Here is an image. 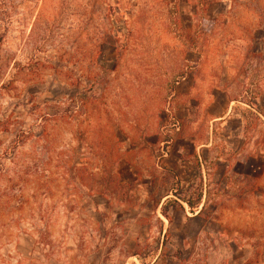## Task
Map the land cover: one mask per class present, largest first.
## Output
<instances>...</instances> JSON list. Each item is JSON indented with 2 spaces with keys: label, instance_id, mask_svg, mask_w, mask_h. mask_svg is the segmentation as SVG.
I'll use <instances>...</instances> for the list:
<instances>
[{
  "label": "rangeland",
  "instance_id": "obj_1",
  "mask_svg": "<svg viewBox=\"0 0 264 264\" xmlns=\"http://www.w3.org/2000/svg\"><path fill=\"white\" fill-rule=\"evenodd\" d=\"M185 131L232 162L167 168ZM26 235L66 264L263 260L264 0H0V264Z\"/></svg>",
  "mask_w": 264,
  "mask_h": 264
},
{
  "label": "crops",
  "instance_id": "obj_2",
  "mask_svg": "<svg viewBox=\"0 0 264 264\" xmlns=\"http://www.w3.org/2000/svg\"><path fill=\"white\" fill-rule=\"evenodd\" d=\"M227 113H228V121L233 117L231 113L233 111L234 102L228 100L227 101ZM225 117H219V119H223ZM239 119V117H237ZM218 120V119H214ZM230 129V128H229ZM230 131V130H229ZM184 137L182 139L177 140L180 142V145L176 143L171 148V154L169 156V160L165 163V166L169 169H172L175 166H180L181 163L188 164L191 163L190 158L194 155V157L201 162L203 157L205 158V163L207 162V158L205 157V149L207 151L212 152V159L218 163H228L230 164L232 161L230 158L223 157L222 153H218L216 146L214 145V137L211 138L210 142H196V138L190 134H187L185 131L183 133ZM232 137L233 141H228L227 145L235 144L236 140H241L243 136V127L240 125L238 128H233L232 132L230 131V135L227 138ZM236 139V140H235ZM234 142V143H230ZM243 146V145H242ZM175 153V155H174ZM192 154V155H191ZM191 155V156H190ZM182 158L186 159L187 162H184ZM203 162V163H204ZM202 201V200H201ZM186 203V202H185ZM200 203L199 211L202 210L204 204ZM198 203V204H199ZM187 204V203H186ZM188 205V204H187ZM191 209V208H190ZM197 209V208H193ZM14 246L16 247L15 253L13 254V264H66L67 257L63 255L62 257H58L55 253L51 252L49 249V245L43 248V244L39 242V237L36 235H26L25 237H20L18 240L14 242ZM258 264H264V256L263 260L261 259Z\"/></svg>",
  "mask_w": 264,
  "mask_h": 264
},
{
  "label": "trees",
  "instance_id": "obj_3",
  "mask_svg": "<svg viewBox=\"0 0 264 264\" xmlns=\"http://www.w3.org/2000/svg\"><path fill=\"white\" fill-rule=\"evenodd\" d=\"M199 199L201 200L202 199V196L200 195L199 196ZM185 202L189 205V207L191 208V209H193L195 206H196V202H193V201H191V200H185ZM180 205V207L182 208L183 207V205L182 204H179ZM184 208V207H183ZM168 205H163L162 206V213L165 215V216H168ZM179 254V253H178Z\"/></svg>",
  "mask_w": 264,
  "mask_h": 264
}]
</instances>
